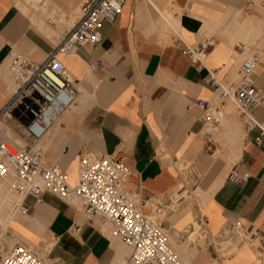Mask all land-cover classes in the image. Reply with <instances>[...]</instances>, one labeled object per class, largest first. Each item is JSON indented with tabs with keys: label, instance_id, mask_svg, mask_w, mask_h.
Returning <instances> with one entry per match:
<instances>
[{
	"label": "crops",
	"instance_id": "obj_1",
	"mask_svg": "<svg viewBox=\"0 0 264 264\" xmlns=\"http://www.w3.org/2000/svg\"><path fill=\"white\" fill-rule=\"evenodd\" d=\"M83 1L0 0V110L13 84L8 70L12 57L35 64L45 60L77 22ZM263 3L126 0L114 21L102 23L97 45L58 56L76 93L38 140L43 163L58 164L74 183L84 153L118 159L129 172L124 189L146 204L166 201L179 185L196 182L191 190L203 194L200 206L167 218L177 221V232L182 233L186 221L188 229H193L192 221L200 228L204 246L196 245L197 256H187L185 264H227L236 253L216 257L213 243L239 238L243 244V234H258L255 243L264 248V139L259 145L253 142L257 130L247 132L243 116L226 118L208 130L192 107L195 99L235 107L229 98L219 101L202 79L213 71L222 84L239 80L240 64L251 53L259 56L253 78L264 92ZM237 43L245 49H237ZM186 45L201 52L200 62L183 53ZM255 120L264 126L263 108ZM224 125L228 127L220 128ZM0 130L24 139L23 122L14 114L3 118ZM183 166L192 170L188 179L179 174ZM232 169L248 177L231 182L227 176ZM23 204L26 227L37 228L51 241L45 253L49 264H124L131 252L112 236L109 224L87 220L76 199L42 192L37 198L26 196ZM163 227L175 240L173 229ZM239 244L235 248L245 246L252 253L248 264H264L253 254V244Z\"/></svg>",
	"mask_w": 264,
	"mask_h": 264
},
{
	"label": "built area",
	"instance_id": "obj_2",
	"mask_svg": "<svg viewBox=\"0 0 264 264\" xmlns=\"http://www.w3.org/2000/svg\"><path fill=\"white\" fill-rule=\"evenodd\" d=\"M125 1L84 0L77 22L45 60L35 64L19 55L12 57L8 70L13 84L0 110V124L3 118L16 115L23 122V137L29 143L19 146L0 130V179H6L10 190L23 198H37L42 192H50L61 200H78L87 220L100 218L110 225L112 236L131 248L124 264H185L169 245L160 224L143 214L142 208L147 200L124 189L129 172L120 160L86 152L79 159L74 183L58 164H44L42 161L38 140L73 102L76 93L58 56L73 53L80 47L97 45L101 40L102 23L114 21L121 14ZM236 48L244 50L245 46L237 43ZM183 53L191 62H200L201 52H197L194 46L186 45ZM258 61V54L248 55L240 64L237 81L222 84L213 71H208L202 79L214 90L219 101L231 99L239 116L245 118L247 132L257 130L253 137L256 145L264 139V126L255 120L256 112L264 109V92L257 88L253 78ZM192 107L199 112L197 120L202 125L213 127L224 123L223 118L216 117L223 106L213 107L205 100L195 99ZM203 133L208 134L207 130ZM247 177V173L238 175L232 169L227 179L236 183ZM19 208L22 214L27 212L24 204ZM257 239H260L258 234H243L241 243L252 245ZM0 264L46 263L22 245H15L7 251L0 245Z\"/></svg>",
	"mask_w": 264,
	"mask_h": 264
},
{
	"label": "rangeland",
	"instance_id": "obj_3",
	"mask_svg": "<svg viewBox=\"0 0 264 264\" xmlns=\"http://www.w3.org/2000/svg\"><path fill=\"white\" fill-rule=\"evenodd\" d=\"M223 127L227 128L228 125H224L220 128H223ZM6 136L8 138H10L13 142H15L19 146H23V145L29 143L28 141L24 140L23 138L22 139L16 138V137H12L9 135H6ZM195 183L196 182H194L193 180H189V181H186V183L184 185L183 184L179 185L180 188L178 190L176 189V192L174 190L173 191L174 193L173 194L171 193V196L166 201H162V200L161 201H159V200L158 201H155V200L149 201L146 204L145 208H148V211L151 210V214H148L149 212H147L146 209H145L146 211L144 210V208L142 209L143 214L148 216L152 221H154L157 224L161 223V225H160L161 228L163 229V231L168 236L169 245L175 251V253L179 257V259L181 261H183L184 263H186L185 258L187 256H193V257L197 256L198 253L196 250V248H197L196 245L204 246V239H203V237L200 236V231H199L200 228H199L197 222L192 221L193 229L192 230L188 229V224L190 222L186 221L185 222L186 227L185 226L183 227L182 233L177 232L174 229V226H175L174 224H176L177 221L172 222L171 219L169 220L167 218L170 214H174V213H180L181 215H185L188 212L192 213L194 205L200 206V200L203 198V196H202L203 194H197L195 192L194 193L192 192L191 186H194ZM0 184L2 185V187H8V190H10L8 181L6 179H0ZM179 190H180V192H179ZM9 198L11 199L10 206H8V204H6V199L3 196V191L0 190V217H1V220H3V221L5 219H7V222L3 227L0 224V228H1L0 230L3 233H4L3 230H7V232L11 233L10 235H12V237L9 235H6V234L2 236L1 235L2 232H1L0 233V235H1L0 236V243L5 242V240H3L4 237L7 240H11V239L13 240L14 239V243L22 244L26 249H28L36 257L43 260L46 264H49L47 262V260L45 259V253L47 252L48 248L50 247L51 241L47 240L46 237L42 233H39L37 228L36 229L33 228V230H30L26 227L27 219H28L27 215H26V213L22 214L20 211V208H19V205L23 204V199L25 197L23 198L21 196H18L15 192L10 190ZM203 202L204 201H202V203ZM167 225H169V227L171 229H173V232H175L174 233L175 240H173L170 233L168 234L166 232V230L164 229L163 226H165V228H167ZM189 231L194 232V236L188 237V239H187L186 237L188 235H190ZM233 236H235V235H233ZM23 239H24V241H23ZM257 242H258V240H257ZM174 243L181 245L184 248V250L186 252V256L180 255L177 253L176 249L173 247ZM239 243H240V239L238 238L237 241L236 240L235 241L234 240L221 241L219 243V245L217 243H213L212 246L214 248V252H215L216 257L225 256L229 252L231 254V251L234 250L236 255L234 256V258L232 260L236 259L238 252L242 250L245 253V255L247 256V260L245 262H237V264H248L252 260V253H251L250 249L245 247V246L240 247V248H235L236 245H238ZM254 244L252 247H254V246H256V247L252 248L253 249L252 252L255 256H257L258 253H264V248H260L257 245V243H255V242H254ZM239 245H243V244H239ZM3 249H4V251H7V249H9V248L7 247L6 244H3ZM257 250H258V252H256ZM260 259L264 260V257H262V258L260 257ZM212 264H214V263H212ZM227 264H229V262Z\"/></svg>",
	"mask_w": 264,
	"mask_h": 264
},
{
	"label": "bare ground",
	"instance_id": "obj_4",
	"mask_svg": "<svg viewBox=\"0 0 264 264\" xmlns=\"http://www.w3.org/2000/svg\"><path fill=\"white\" fill-rule=\"evenodd\" d=\"M67 56V55H66ZM231 101V100H230ZM240 115V113H239V111H238V109H236L235 107H228V106H224V107H222V110L218 113V114H216V117H218V118H223L224 119V121H225V119L226 118H230V117H237V116H239ZM59 117V116H58ZM57 120V118L55 119V121ZM208 127H207V129L208 130H210V129H212L213 127L212 126H210V125H207ZM206 129V130H207ZM207 130V132L209 133V131ZM17 138V137H16ZM15 138V139H16ZM23 141V140H22ZM195 173V172H194ZM179 174L182 176V177H184L185 179H188L189 178V175L191 174L192 175V170L189 168V167H187V166H183L182 168H180V170H179ZM180 187L178 186L176 189L178 190ZM176 189H175V192H176ZM0 190L1 191H3V196H4V198L6 199V204H8V206H10V204H11V199L9 198V194H10V190H8V187H2V185L0 184ZM178 192V191H177ZM179 192H180V190H179ZM174 192H172V194H173ZM176 194V193H175ZM5 203V202H4ZM12 206V205H11ZM12 210V209H11ZM12 212V211H11ZM7 213V212H6ZM181 217V216H180ZM179 217V218H180ZM6 222H7V219H5L4 221L3 220H1V217H0V224L2 225V227L6 224ZM33 225V224H32ZM31 225V226H32ZM31 228V227H30ZM1 229V228H0ZM32 229V228H31ZM3 230V229H2ZM4 231V233L0 230V233H1V235L3 236V235H9V236H11L12 237V235H10L11 233H9V232H7V230H3ZM36 232V231H35ZM0 235V236H1ZM192 236H194V232H191L190 233V235L188 236V237H192ZM236 237V236H235ZM232 239V238H231ZM235 239V238H234ZM3 240H5V242L3 243V242H1L0 243V245L1 246H3V244H6L7 245V247L10 249V248H13L15 245H22V244H18V243H14V239L12 240H7V239H5V237L3 238ZM23 241H24V239H23ZM254 244V243H253ZM255 245V244H254ZM23 246V245H22ZM175 249H176V251H177V253L178 254H180V255H184V256H186V252H185V250H184V248L181 246V245H178V244H176V243H174V246H173ZM254 247H256V246H254ZM175 252V251H174ZM256 252H258V250L256 251ZM260 252V251H259ZM230 253V252H229ZM258 256H260L261 258L262 257H264V253H258ZM181 257V256H180ZM247 260V256L245 255V253L241 250V251H239L238 252V255H237V257H236V259H234V260H232V261H230L229 262V264H237V262H245Z\"/></svg>",
	"mask_w": 264,
	"mask_h": 264
}]
</instances>
